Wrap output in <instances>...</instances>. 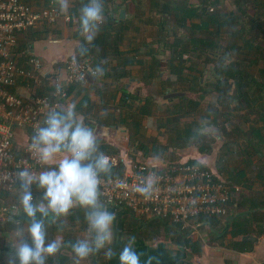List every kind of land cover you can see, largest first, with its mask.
<instances>
[{
	"label": "rangeland",
	"instance_id": "1",
	"mask_svg": "<svg viewBox=\"0 0 264 264\" xmlns=\"http://www.w3.org/2000/svg\"><path fill=\"white\" fill-rule=\"evenodd\" d=\"M161 1L173 2L174 5L185 3L187 6L200 8V12L207 9L205 12L209 16L220 15L218 18L220 26L216 28L217 24L211 23L208 31H195V37L211 38L213 47L190 49L183 56L185 60L183 66L188 67L185 71V83L180 85L178 82L177 86L171 88L169 94L157 93L150 87L151 85L143 88L144 93H140L143 99L147 97L151 99L152 94H158L159 98L166 102L167 105L156 104V110L153 111L154 119L151 121L155 125L156 122L163 120L166 125L161 129L155 128L158 134L149 140H155L157 151L150 152L147 146L138 145L136 138H132L129 149L136 153L138 151L148 155L152 153L153 157L159 158L160 165L167 162L204 160L203 163H199L233 189V211L239 213L240 209L246 208L247 197L250 195L264 201V121L260 117L264 110V0ZM123 3L130 14L145 16L138 23L141 26L138 35L140 43H143L144 54L148 56L146 59L154 58L164 77L169 76L166 68L173 55L175 63L180 59L179 55H175L179 53L178 50L174 52L173 47L166 46L165 42L174 44L175 37L187 39L192 37L193 33L181 29L174 16L158 13L150 0H134V3H131V0H123ZM248 43L253 45L252 49H244ZM241 50L244 51L242 54ZM239 60L244 61L241 64L251 75L249 81L255 80L249 88V97L255 100L252 106L243 98L237 97L233 81H230L231 87L228 92L225 87L216 89L219 80L226 81L219 70ZM164 77L157 78L156 83L159 87L168 84ZM189 101L199 104L194 115L186 109L187 105H193ZM180 102L187 115L183 116L182 120L178 117L177 122L174 119L167 122L168 117H176L172 113L173 105ZM151 122L147 125L149 129L152 128ZM204 123L211 125V133L205 136L194 135L195 130ZM188 126L191 128L190 133L185 130ZM174 127L175 133L172 131ZM256 130L263 135L262 141L260 136L254 133ZM129 136H124L125 142H128ZM178 136L180 137L176 138ZM22 146L23 142L20 147ZM133 163H136V157ZM128 213L124 222L121 220V224L116 222V240L112 245L114 249L120 248L121 243H126L128 237L136 236L133 229L141 228L139 233H145L150 238V244L157 245L162 242L166 246L167 253L172 257L164 264H174L176 261L188 264H264V236H258L256 231L252 234L255 239L252 252L234 251L230 248V242L234 240L230 234L219 237L223 235L225 218L222 219V224H217L216 229L205 225L200 228V233L195 238V242L200 246V252L193 253L190 249L184 250L175 243L183 233L167 231L166 228L158 229L152 221ZM259 214L261 222H257V225L262 224V221L264 223V211ZM2 227L0 225V232L4 230ZM240 239L242 238L235 240ZM115 258L117 259L115 264H118V257ZM105 260L107 259L104 251L101 250L90 256L83 264H104Z\"/></svg>",
	"mask_w": 264,
	"mask_h": 264
},
{
	"label": "crops",
	"instance_id": "2",
	"mask_svg": "<svg viewBox=\"0 0 264 264\" xmlns=\"http://www.w3.org/2000/svg\"><path fill=\"white\" fill-rule=\"evenodd\" d=\"M23 1L35 10H42L50 1L55 0ZM87 2L88 0H69L68 11L63 13L64 17L56 23L48 24L41 22L27 32L18 33L17 47L14 50L16 59L21 66L27 65L28 56L32 55L41 59L44 63V85H49L55 74H65L66 61L72 56L90 57L96 67H103L105 70L103 77H92L87 84L78 83L70 86L68 89V104L74 103L77 113L83 116L86 123L94 128L100 151L108 156H117L124 162L122 163L124 168L133 164L135 157L136 162H143L142 160H144L145 162L143 163L151 165L152 153L148 155L141 151L137 153L131 152L129 147L132 145V138H136L138 140L137 144L144 147L147 146L150 152L158 150L155 147V140H149L158 134V131L154 129H161L166 123L162 120L156 122L154 125L151 121L154 119L153 111L156 110V104L165 105L166 102L162 101L158 94H152L151 100L148 97L143 99L140 93H144L143 88L146 85H151L150 87H153L157 93L169 94L171 88L177 86L178 82L180 85L185 83V71H187L188 67L184 66L183 73L179 75L172 68H178L181 65L172 61L166 68L169 76L164 77V74L160 71V66H157L154 62V58L146 59L148 56L144 54L143 43H140V36L138 35L139 29H141L138 23L145 16H139L135 13L134 15L130 14L125 8L126 6L124 7L123 0H103L104 21L100 25L93 42L87 44L79 34V10ZM124 9L126 11L125 16L121 18V11H124ZM67 17L70 19L67 20ZM82 44L88 48V51L83 55L79 51ZM160 76H163L168 81V84L165 83V85H160L159 87L156 80ZM46 89L49 90V87L47 86ZM9 90L19 96L31 98L45 91V88H38L30 82L20 80L16 87L10 88ZM169 101L170 97L168 98L170 109ZM189 102L193 105H187L186 109L194 115V112L198 110L199 104ZM172 113L176 117H168L167 122L173 119L177 122L178 117L182 120L183 116L187 115L183 111L182 102L173 105ZM149 122H151L150 124L152 126L150 129L147 126ZM188 128L190 126L186 127L185 130ZM185 130L184 135L186 134ZM172 131L174 133L176 132L175 127ZM26 133V130H21L19 131V136L25 139ZM125 135H130L128 142H125ZM203 161L199 159L200 163H203ZM1 196L6 202L15 201L17 188L13 193L2 192ZM248 198L254 201L259 199V197L251 195ZM232 204L230 216L234 217L237 214L247 212L248 207L240 209L239 213H234V205ZM110 209L113 210L112 208ZM262 211L264 209L258 210L256 213L259 214ZM115 212L117 213V222L121 224V221L125 219L128 212L122 210ZM253 212L254 209H251L250 213L252 214ZM64 223L66 225L65 230L59 234L63 236L66 242L74 240L83 231V211L79 208L73 209ZM152 223L158 229L165 228L157 220H153ZM0 225L4 229L3 232H0V264H8V240L16 231L17 225L14 223L3 224L2 222H0ZM198 225V232L190 235V237L186 236L188 239L195 241L203 225L210 227L208 223L203 221H199ZM176 231L178 232L177 229ZM57 234L55 228L50 229V237L56 236ZM139 236H135V248L138 253L142 254L141 264H146V261L150 257L152 258L151 264H164L172 257L167 253L166 246L162 242L157 245H152L149 241L150 238L146 234L141 233ZM150 237L153 238L152 236ZM124 243L120 244V248L123 247ZM249 243L253 244V246L255 244V242ZM120 248L117 249L115 247L117 252ZM71 256L70 248L65 247L55 257H49L47 264H71ZM115 260L117 261L114 257L111 260H105V262L115 264ZM177 262L184 261H176L174 264ZM117 263L119 264V262Z\"/></svg>",
	"mask_w": 264,
	"mask_h": 264
},
{
	"label": "clouds",
	"instance_id": "3",
	"mask_svg": "<svg viewBox=\"0 0 264 264\" xmlns=\"http://www.w3.org/2000/svg\"><path fill=\"white\" fill-rule=\"evenodd\" d=\"M61 13H66L69 0H55ZM79 34L91 44L104 21L103 0H88L80 8ZM83 55L88 48L80 46ZM105 70L97 66L93 76L103 77ZM212 127L202 124L196 136L209 135ZM195 138V137H193ZM28 151L39 169L24 167L15 173L16 204L11 210L17 225L8 240V264H47L62 248H70L71 264H83L101 250L106 259L118 257L119 264H141V253L135 248V237L117 252V213L110 209L103 194L102 179L110 177L113 163L100 151L97 134L85 118L77 113L74 103L61 108H50L29 137ZM153 157L151 166L159 164ZM196 163H199L197 160ZM159 177L154 171L140 176L131 190L144 199L154 195ZM123 186V181L119 182ZM83 211V231L74 240L65 241L64 221L73 209ZM55 228L56 236L50 237ZM148 258L146 264H151Z\"/></svg>",
	"mask_w": 264,
	"mask_h": 264
},
{
	"label": "built area",
	"instance_id": "4",
	"mask_svg": "<svg viewBox=\"0 0 264 264\" xmlns=\"http://www.w3.org/2000/svg\"><path fill=\"white\" fill-rule=\"evenodd\" d=\"M63 17L55 1H50L42 10H35L23 0H0V222L3 224H16L11 214L16 200L6 202L1 193L16 190L13 181L21 168H40L27 148L35 127L48 109L68 104L71 85L87 84L90 78L96 77L92 75L95 66L90 57L72 56L66 61L65 74H55L49 85H44L41 59L31 55L26 66L19 65L14 53L17 34L41 22L54 24ZM20 80L44 87L45 91L31 98L12 93L9 89L16 87ZM21 130L27 131L25 139L19 136ZM109 157L113 167L124 163L118 157ZM149 171H154L159 180L153 197L144 199L134 193L131 186ZM121 181L123 186L119 185ZM102 185L105 201L113 210L131 212L148 221H166L171 226H179L178 232L188 237L198 232L200 217L226 218L231 214L233 189L198 163L167 162L152 167L136 162L125 168L122 176L104 177Z\"/></svg>",
	"mask_w": 264,
	"mask_h": 264
},
{
	"label": "trees",
	"instance_id": "5",
	"mask_svg": "<svg viewBox=\"0 0 264 264\" xmlns=\"http://www.w3.org/2000/svg\"><path fill=\"white\" fill-rule=\"evenodd\" d=\"M156 11L162 15L166 16H174L175 19L177 20V24L181 29H185L188 31H191L193 33L192 37L189 38H176L175 37V43L174 44H169L165 42V45H169L173 47V51L176 52L178 50L179 53H175V55H179V62L181 66L178 68H172L176 70V73L179 75L183 73L184 71V66L183 63H185V60H183V56L186 55L190 49H205L204 47H213L212 45V39L211 38H198L195 37L196 32L198 31H208L209 28L211 27V23H216L218 26H220V20L218 19L220 15L214 16L206 13L205 9L203 12H200V8L194 7V6H187V4L182 3V4H176L174 5L173 2H166V1H161V0H150ZM131 3H134V0H131ZM203 7V6H202ZM222 17V16H221ZM189 23V24H188ZM196 31V32H195ZM246 48H253V45L251 43H248L246 45ZM240 53H243L241 50ZM175 56L173 55L171 62L175 61ZM243 60L235 61L234 64H231V66L225 67L224 69H220V73L225 76L226 81L222 82L219 80L217 82V88L220 89L221 87H225V89L228 90L231 87L230 81L232 80L234 84L236 85L237 89V97L238 98H243L246 100V103L250 106H252L254 99L252 100V97H249V88L252 83L255 82L254 79H250L249 77L251 76L247 70L242 66ZM94 64V63H93ZM95 66V65H94ZM96 67V66H95ZM258 84V83H257ZM259 85V84H258ZM261 120L264 121V110L260 114ZM191 128H188L186 132L190 133ZM256 136H260L259 138L262 141L263 135H261L260 131L256 130L254 132ZM195 135V133H193ZM189 135V134H188ZM189 163L197 164L196 161H189ZM200 164V163H198ZM124 166L123 164L120 163L118 167H113L112 168V174L110 177L114 176H122L124 174ZM263 177V176H261ZM264 178V177H263ZM232 197H233V190L231 191ZM248 199V204H246L245 207H248L247 212L243 214H237L236 216H228L226 217L225 223H224V230H223V235H219V237H222L224 235L230 234L231 238L234 239L233 241L230 242V248L242 253H247L250 252L253 249V244L249 242H245L240 240H235L236 238H243L244 236L251 235L253 233L258 234V236H263L264 235V223L262 221V224H258L257 222H261V219L259 218L260 214H257L256 212L258 210L264 209V201L258 199L256 201L252 199ZM233 203V202H232ZM250 206V207H249ZM254 209V212L251 214L250 210ZM129 214V213H128ZM223 218L221 217H212V218H205V217H200L198 220L203 221L205 223H208L211 227V229H216L217 224H222ZM161 226L165 227L167 231H176V228H179V226H171L168 222L163 221V220H157ZM13 224V223H12ZM138 229H133L134 234L136 236H139V230ZM145 234V233H142ZM177 244L181 246L182 249L187 250L190 249L193 253H198L200 252V246L197 244V242L192 241L191 239H188L184 234L182 236H179V239L175 240ZM104 264H109V262H105ZM176 264H188L186 262H177Z\"/></svg>",
	"mask_w": 264,
	"mask_h": 264
},
{
	"label": "water",
	"instance_id": "6",
	"mask_svg": "<svg viewBox=\"0 0 264 264\" xmlns=\"http://www.w3.org/2000/svg\"><path fill=\"white\" fill-rule=\"evenodd\" d=\"M120 16H121V18H124L125 12L121 11V15ZM241 240L245 241V242H255V239L252 236H244Z\"/></svg>",
	"mask_w": 264,
	"mask_h": 264
}]
</instances>
